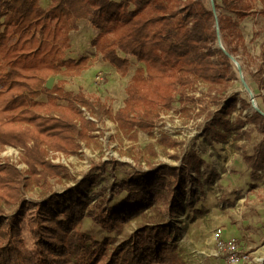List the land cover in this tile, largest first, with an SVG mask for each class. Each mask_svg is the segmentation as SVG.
<instances>
[{"label": "trees", "instance_id": "trees-1", "mask_svg": "<svg viewBox=\"0 0 264 264\" xmlns=\"http://www.w3.org/2000/svg\"><path fill=\"white\" fill-rule=\"evenodd\" d=\"M213 3L215 14L206 0H49L45 8L40 0H0V149H21L28 168L26 177L13 165H0V264H183L168 222L181 212L191 172L200 173L202 160L189 153L178 166L131 169L121 180L112 174L129 165L106 160L57 193L48 181L67 171L51 164L48 153H76L95 129L85 111L95 121L113 120L124 133H151L175 103L218 106L236 78L229 56L248 58L241 22L264 16V0ZM81 20L97 31L90 45L120 77L131 60L137 64L115 113L98 99L66 91L64 80L45 88L50 76L75 77L86 68L87 58L65 59L69 33ZM258 58L249 74L259 112L233 118L238 99L232 96L207 113L203 136L218 144L240 139L245 125L254 127L262 137L244 161L253 173H264V39ZM200 86L205 93L196 98ZM103 176L111 183L100 186L99 198L88 197ZM35 185L46 186L43 197L24 199ZM3 206L14 212L7 216ZM85 218L107 235H122L131 223L135 228L123 240L97 241L83 231Z\"/></svg>", "mask_w": 264, "mask_h": 264}, {"label": "rangeland", "instance_id": "rangeland-1", "mask_svg": "<svg viewBox=\"0 0 264 264\" xmlns=\"http://www.w3.org/2000/svg\"><path fill=\"white\" fill-rule=\"evenodd\" d=\"M206 1L211 6V1ZM40 5L47 7L49 0H40ZM254 7L258 10L260 4L256 1ZM240 28L248 58H235V61L257 104L252 91L255 86L249 73L253 74L259 63L260 46L264 39V16L245 18ZM96 33L86 21H79L78 29L69 33L70 46L65 51V59L87 58L86 68L75 77L54 75L48 79L52 78L53 84L60 80L66 81V91H80L91 101L98 99L115 113L124 104L125 88L137 64L131 60L127 75L120 77L90 45ZM232 67L235 81L218 106L227 105L230 97L235 96L238 102L232 117L243 118L254 110L250 95L244 89L233 62ZM201 93H205L203 86L197 88L193 95L199 98ZM39 100L44 101L45 97L41 96ZM218 106L203 107L196 103L183 108L175 103L172 109L159 117L151 133L137 129L124 133L113 120L104 117L101 121H95L85 111V118L95 124V129L90 131L87 140L79 142L76 153L49 151L48 161L53 165H61L67 171L65 178L48 181L49 190L61 193L74 186L94 163L113 159L127 163L130 167L119 168L112 174L115 179L121 180L132 173L131 169L147 171L163 164L178 166L182 158L190 153L202 160L203 164L198 175L191 172L192 179L188 182L182 210L168 222L179 246L180 260L183 264H264V173H253L244 161L245 155L253 154L262 136L254 127L245 125L243 132L246 134L240 139L230 137L218 144L206 139L203 128L208 121L207 113ZM207 107L208 110L201 111ZM21 157L19 148L5 146L0 149V165H13L27 177L28 168ZM111 180V176L101 177L99 185L93 187L88 197L92 198L95 194L97 196L93 198H99L97 190L100 186L110 184ZM46 189V186L42 188L41 185H35L25 192L24 199L39 201ZM3 208L7 216L15 209L14 206ZM134 228L135 223H131L122 235H107L90 219L85 218L83 222V231L97 241L106 237L123 240ZM23 237L27 245L31 246L26 227L23 228ZM219 240L236 246L234 260L230 258V253L218 249Z\"/></svg>", "mask_w": 264, "mask_h": 264}, {"label": "water", "instance_id": "water-1", "mask_svg": "<svg viewBox=\"0 0 264 264\" xmlns=\"http://www.w3.org/2000/svg\"><path fill=\"white\" fill-rule=\"evenodd\" d=\"M210 1H211L210 2L211 3V9H212L213 13L215 14L216 11H215V8H214L213 0H210ZM217 33H218V30H217ZM217 45H218L219 48L223 49L222 48V44H221V40L219 38V34H218ZM229 58L234 64H236L238 73L241 76L242 85H243L244 89L248 92V94L250 95L251 106H252L253 110L259 112V109L257 107L255 99L253 98V94H252L251 90L249 89L248 85L243 81L241 69L239 68L238 64L236 63L235 58L233 56H229ZM52 84H53V79L52 78L48 79L46 84H45V88L50 89L52 87ZM262 115L264 116V114H262Z\"/></svg>", "mask_w": 264, "mask_h": 264}, {"label": "built area", "instance_id": "built-area-1", "mask_svg": "<svg viewBox=\"0 0 264 264\" xmlns=\"http://www.w3.org/2000/svg\"><path fill=\"white\" fill-rule=\"evenodd\" d=\"M220 231L217 232V235ZM218 249L227 251L230 253V258L232 260L235 259V252H236V246L233 243H225L224 241H220L217 243Z\"/></svg>", "mask_w": 264, "mask_h": 264}]
</instances>
